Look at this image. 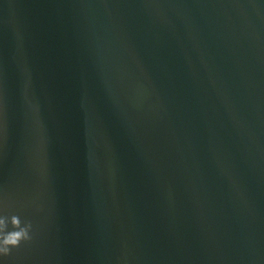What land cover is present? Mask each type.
<instances>
[{
    "label": "water",
    "instance_id": "1",
    "mask_svg": "<svg viewBox=\"0 0 264 264\" xmlns=\"http://www.w3.org/2000/svg\"><path fill=\"white\" fill-rule=\"evenodd\" d=\"M3 264H264V0H0Z\"/></svg>",
    "mask_w": 264,
    "mask_h": 264
},
{
    "label": "clouds",
    "instance_id": "2",
    "mask_svg": "<svg viewBox=\"0 0 264 264\" xmlns=\"http://www.w3.org/2000/svg\"><path fill=\"white\" fill-rule=\"evenodd\" d=\"M11 224L19 230L6 232V220L0 217V257L7 256L11 248L17 247L21 240L28 238L27 230L20 228V221L17 217L11 219Z\"/></svg>",
    "mask_w": 264,
    "mask_h": 264
},
{
    "label": "snow or ice",
    "instance_id": "3",
    "mask_svg": "<svg viewBox=\"0 0 264 264\" xmlns=\"http://www.w3.org/2000/svg\"><path fill=\"white\" fill-rule=\"evenodd\" d=\"M0 264H3V261L2 260H0Z\"/></svg>",
    "mask_w": 264,
    "mask_h": 264
}]
</instances>
